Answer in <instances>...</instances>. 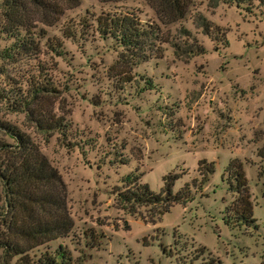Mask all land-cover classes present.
<instances>
[{
	"label": "rangeland",
	"instance_id": "374dc122",
	"mask_svg": "<svg viewBox=\"0 0 264 264\" xmlns=\"http://www.w3.org/2000/svg\"><path fill=\"white\" fill-rule=\"evenodd\" d=\"M113 9L157 24L166 39L184 27L204 50L183 59L164 42L158 58L121 60L113 40L79 29ZM195 12L221 33L203 35L192 25ZM65 27L76 29L73 38L62 36ZM32 36L35 54L0 57V91L9 93L0 99V119L23 132L57 170L73 225L30 255L60 244L83 264H197L207 252L221 264H264V161L256 155L264 142V0L214 7L193 0L182 19L166 25L145 0H79L55 24L36 22ZM57 41L58 52L49 47ZM11 42L0 33V53ZM35 85L47 92L30 107L62 117L61 130L41 131L26 118L35 113L11 107ZM0 141L14 140L0 129ZM232 158L242 163L256 228L223 223L235 195L224 171ZM201 160L211 162L213 172L199 186ZM130 171L155 193L163 176L176 175L172 192L187 183L189 198L162 214L152 206L123 210L113 190Z\"/></svg>",
	"mask_w": 264,
	"mask_h": 264
},
{
	"label": "trees",
	"instance_id": "16d2710c",
	"mask_svg": "<svg viewBox=\"0 0 264 264\" xmlns=\"http://www.w3.org/2000/svg\"><path fill=\"white\" fill-rule=\"evenodd\" d=\"M100 2H119L123 0H98ZM154 11L158 21L170 24L182 19L192 5L193 0H145ZM211 6L218 3L250 4L252 0H208ZM79 0H2L0 3V33L12 39L11 44L1 51V58H11L18 53L31 56L38 51V43L33 39L36 22L51 26L55 24L69 8L78 6ZM192 25L203 35L215 37L220 28L199 12L191 18ZM87 27L101 39H111L122 49L119 59L145 60L160 55L159 45L168 43L174 56L188 59L203 52L202 45L191 35L188 29L179 28L174 39L161 36L157 24H145L136 13L113 9L93 16L91 21H83L79 29ZM40 33L43 31L38 30ZM65 38H73L76 29L65 27L61 31ZM39 33V34H40ZM60 43L49 44L58 52ZM46 87L35 85L29 94L12 102L13 110H27L36 117H26L41 131L61 130L64 127L62 117L45 116L32 103L47 92ZM0 91V99L7 100L9 93ZM0 129L13 138V143L0 141V264H83L80 257H72L69 251L58 244L51 251L38 256L30 253L55 239L67 236L72 228V220L66 208L65 187L57 170L50 165L38 147L20 130L0 119ZM257 157L264 161V142L256 150ZM199 186L205 184L208 175L213 172V164L201 160L196 168ZM227 190L234 193L230 203L231 214L222 217L223 223L235 226L256 228L251 216V200L248 193L242 163L229 159L224 167ZM260 173V171H258ZM176 175L162 177L163 186L158 192L149 190L139 181L135 171L123 175L121 186L114 188L116 203L130 213L139 207H159L158 214L168 210L174 203H183L189 198L190 189L185 183L176 192L171 186ZM198 186V187H199ZM264 196V185L262 188ZM227 207L224 208L226 210ZM197 264H221L220 260L207 252ZM197 260V257H194Z\"/></svg>",
	"mask_w": 264,
	"mask_h": 264
}]
</instances>
